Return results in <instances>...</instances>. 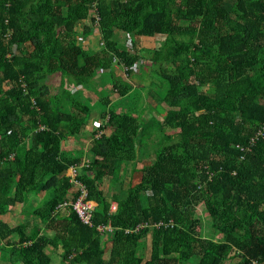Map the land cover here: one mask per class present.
Returning a JSON list of instances; mask_svg holds the SVG:
<instances>
[{"label":"trees","instance_id":"1","mask_svg":"<svg viewBox=\"0 0 264 264\" xmlns=\"http://www.w3.org/2000/svg\"><path fill=\"white\" fill-rule=\"evenodd\" d=\"M58 259L264 264V0H0V261Z\"/></svg>","mask_w":264,"mask_h":264},{"label":"rangeland","instance_id":"2","mask_svg":"<svg viewBox=\"0 0 264 264\" xmlns=\"http://www.w3.org/2000/svg\"><path fill=\"white\" fill-rule=\"evenodd\" d=\"M159 43H160V45L163 46L164 43H165V40L164 39L163 40H159ZM118 44H119V46L124 47V42H121V40H118ZM151 72H152L151 68L146 66V67L142 68L139 72L132 73L130 75V79L133 80L134 82H137L138 81L139 83L143 84V86H145V91L147 89L154 88V85H156L157 87L162 86L163 83H162L161 78L159 76L156 77V74H152ZM100 76L101 75H99V77ZM106 79L107 80H106V82L103 85V86L106 85L105 90L110 88V85L108 86L106 84L109 81L110 78L108 79V77H107ZM58 83H59V79L57 77H55V78H53L51 85L52 86H57ZM107 94L110 95L111 99L116 100V93L114 92V90L110 89L107 92ZM141 95H142V92H141ZM93 98L95 100H98L99 99V93L96 94V95H93ZM146 100L152 106H155L156 102H155V100L153 98L147 97ZM118 104H120V103H118ZM95 107L96 108H100L99 105H96ZM96 115H97V117H99V112H97ZM160 142H161V140H160ZM160 142L157 141V139H150V140H146L145 141V144H148V146H150V147L147 146L148 147V150L154 151V149L157 147V145H154V144H159ZM142 157H145V153L142 155ZM137 167L138 168H141L142 167V163H138L137 164ZM107 187L108 186L106 184L105 185V189H107ZM110 194H112V191H110ZM35 196H36V204H43V201L45 199L49 198V193L46 196L44 195V192L43 193H38V194L36 193ZM45 202H44V204H45ZM91 204H92V202H91ZM92 206L93 207H96V204H92ZM21 211L22 210H19L18 211L16 207L13 208L11 214L8 215L7 217H5L4 220L7 221L12 227H16L17 225H19L22 222L23 214L21 215V213H20ZM197 214L204 220V222H205V230L206 231H209L208 225L206 224L207 223V219H206L207 217H206V213H205V210H204V207L203 206H200L197 209ZM209 234H212V233L209 232ZM215 238H216V240H219V239L221 240L222 239L221 238V235H219V234L218 235L215 234ZM55 263L56 264H61V260L58 259V260L55 261ZM0 264H8V263L5 262V261H0Z\"/></svg>","mask_w":264,"mask_h":264},{"label":"built area","instance_id":"3","mask_svg":"<svg viewBox=\"0 0 264 264\" xmlns=\"http://www.w3.org/2000/svg\"><path fill=\"white\" fill-rule=\"evenodd\" d=\"M71 173H72V176H74L76 174V169L72 168ZM80 187H81V189H80L81 195L76 200V202H74V205H73L74 211H75L76 215L78 216L79 220L82 222V224L90 225L92 215L94 212V207L92 206L90 201H87L88 192H87L86 188L82 185H80ZM64 206H67V204H64ZM116 210H117V207L115 205H113L111 208V212H115ZM109 229L110 228H107L106 230L108 232H111V230H109ZM100 231H103V230L100 229Z\"/></svg>","mask_w":264,"mask_h":264},{"label":"crops","instance_id":"4","mask_svg":"<svg viewBox=\"0 0 264 264\" xmlns=\"http://www.w3.org/2000/svg\"><path fill=\"white\" fill-rule=\"evenodd\" d=\"M96 47L93 46V48ZM100 124V118L97 117V115H94L92 119L90 120V124L88 127V132L84 135V137H77V138H70L69 145L72 150L75 151V153L83 152L84 153V159L87 160L88 158V152H90L92 147V135L94 131L99 127ZM92 136V137H91ZM70 174L71 170H70Z\"/></svg>","mask_w":264,"mask_h":264}]
</instances>
